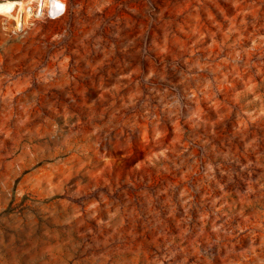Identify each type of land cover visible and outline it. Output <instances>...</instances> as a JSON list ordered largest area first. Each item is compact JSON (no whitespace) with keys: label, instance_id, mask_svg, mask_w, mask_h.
Here are the masks:
<instances>
[{"label":"rangeland","instance_id":"obj_1","mask_svg":"<svg viewBox=\"0 0 264 264\" xmlns=\"http://www.w3.org/2000/svg\"><path fill=\"white\" fill-rule=\"evenodd\" d=\"M48 1L0 13V264H264V0Z\"/></svg>","mask_w":264,"mask_h":264},{"label":"built area","instance_id":"obj_2","mask_svg":"<svg viewBox=\"0 0 264 264\" xmlns=\"http://www.w3.org/2000/svg\"><path fill=\"white\" fill-rule=\"evenodd\" d=\"M45 5V4H44ZM47 7H43L39 10V14H44L45 12L52 13L53 15H59L65 10L64 0H49Z\"/></svg>","mask_w":264,"mask_h":264},{"label":"bare ground","instance_id":"obj_3","mask_svg":"<svg viewBox=\"0 0 264 264\" xmlns=\"http://www.w3.org/2000/svg\"><path fill=\"white\" fill-rule=\"evenodd\" d=\"M17 1V0H16ZM16 1H5L0 2V13L9 15L12 13V11L15 9L16 6H20L22 3L16 2ZM22 7V6H21ZM18 7V8H21ZM17 10V9H16ZM19 14V13H18ZM14 16V15H13ZM18 16V15H17ZM18 22V21H17ZM18 26V24H17Z\"/></svg>","mask_w":264,"mask_h":264}]
</instances>
